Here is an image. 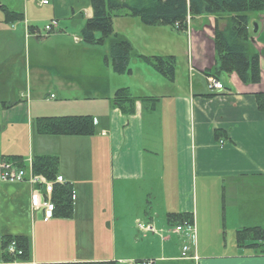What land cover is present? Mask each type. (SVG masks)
<instances>
[{"label":"crops","instance_id":"1","mask_svg":"<svg viewBox=\"0 0 264 264\" xmlns=\"http://www.w3.org/2000/svg\"><path fill=\"white\" fill-rule=\"evenodd\" d=\"M0 2L23 13L22 20L6 22L0 9V264H4L2 239L17 235L30 237L32 259L15 264H137L148 259L156 264H264V241L241 246L236 238L239 229L264 230V110L256 97L264 92V50L261 81L245 84L236 73L216 70L214 16H189L188 30L176 32L171 25H147L138 16L120 15L113 18L115 32L126 35L136 53L174 55L176 74L168 79L136 56L130 60L131 73L117 74L106 61L108 41L88 44L81 38V29L74 36L64 29L70 19H77L82 28L94 14L91 0H49L48 4L22 0L19 9ZM44 18L57 20V29L48 33L44 26L42 30L38 23ZM117 19H123L122 29H116ZM259 21L261 28L251 35L254 46L264 27L262 15ZM101 49L107 79H97L95 71L90 72V62ZM113 73L135 78L125 85L120 79L116 85L137 97L132 112L129 105L113 102L118 90L112 85ZM209 74H216L224 89H211ZM42 83L44 90L65 94L59 99L63 107L58 115H91L96 132L89 136L37 132L36 118L43 115L34 111L37 100L32 93ZM99 90L107 98L96 105ZM87 102L93 103L89 109L76 104ZM41 136L48 139L39 142ZM40 155L59 158L57 173L75 192L73 217L44 219L43 209L33 205L36 188L32 184L1 178L3 160L26 169ZM105 175L111 177L107 189H114L118 180L123 197L143 194L141 201L128 204V209L140 205L131 216L136 236L129 249L120 253L116 242L109 243L112 228L116 237V227L111 226L115 212L107 214L108 202L95 198ZM161 201L163 222L157 211ZM192 218L197 226L195 243L175 229ZM160 231L163 235L158 236ZM184 245L198 259L183 257Z\"/></svg>","mask_w":264,"mask_h":264},{"label":"trees","instance_id":"2","mask_svg":"<svg viewBox=\"0 0 264 264\" xmlns=\"http://www.w3.org/2000/svg\"><path fill=\"white\" fill-rule=\"evenodd\" d=\"M94 14L86 19L81 28V38L92 45L109 42L110 54L106 61L117 74L131 73L130 60L136 56L166 78L173 80L176 74L174 55H146L136 53L131 41L122 33L115 32L113 18L120 15L138 16L147 25L164 24L176 27L178 31L188 29V17L212 15L215 17L214 47L217 57L216 70L236 73L245 84L261 81L260 53L254 48L252 35L253 14L264 18V0H149L147 4L139 0L128 4L121 0H91ZM6 22L23 19V13L11 10L0 2ZM127 11V12H126ZM178 24V25H176ZM33 30V27H30ZM216 75V74H214ZM258 106L264 110V92L256 94ZM137 97L132 96L128 88H119L113 97L116 106H133ZM36 129L40 134L89 136L96 132L94 118L91 115H56L36 118ZM221 133L217 132V137ZM21 164L20 162H18ZM22 165V164H21ZM57 156H35L32 169L48 179L58 174ZM73 186L70 182L56 184L52 194L55 204L54 216L71 218L74 214ZM237 242L245 246H258L264 241V230L258 227L239 229ZM15 241L14 252L10 244ZM31 239L25 235L6 236L2 239V261L4 264L30 261L32 259ZM21 251V253H18ZM139 260L137 264H141ZM37 264H115L114 261H67L41 262Z\"/></svg>","mask_w":264,"mask_h":264},{"label":"rangeland","instance_id":"3","mask_svg":"<svg viewBox=\"0 0 264 264\" xmlns=\"http://www.w3.org/2000/svg\"><path fill=\"white\" fill-rule=\"evenodd\" d=\"M0 1H2L3 3H6L8 5H11L14 9L18 8L21 5V2H22V0H0ZM252 16L255 17V19H256V20H254V24H253V27L251 29L252 32H253L256 29L255 28V23H257L258 27H260V28H261V23L259 21V17H260L259 14L258 15L253 14ZM214 18H213L212 24L216 25V21H214L216 19H214ZM47 21H48V19H45V18L39 21L38 25L41 27L42 30L44 29V26L48 23ZM120 21L123 22V19H120V20L117 19L116 29H122V28H120V26L123 23H119ZM68 22L69 23L67 24V27L64 26V29L71 36L78 35V34L80 35V29L81 28L79 26L80 23L78 22V20L77 19H70ZM71 28H74V30H68V29H71ZM175 30H176V32H179L177 29H175ZM261 39L264 40V27H263V30L261 32L260 41H262ZM258 41H257V39L254 40V43H255L256 47L254 45L253 46H254L255 49L257 47L262 48L261 50L257 49L258 51L262 52L264 50V41H262V42H260V41L258 42ZM101 51L102 52H99L96 55H94V61L90 62V72H91V70L95 71L94 72V76H96L97 79L102 78V77H105L107 79L106 66H105L106 61L104 59L105 55L103 53V49H101ZM181 51L182 52L184 51L183 48H181ZM181 58H182V60H184V56L181 57ZM139 62H142V61H139ZM120 79H123L124 85L126 83L135 82V78H131L129 75H116V74L113 73V75H112V85H114V87H118L116 85L120 84V81H119ZM105 84H107V82ZM43 85H44V83H42L41 88H38V89H35V87H33V89H35V90L32 93V99H36L37 100V103L35 104V107H34V111L35 110L38 111V113H41L43 116H45V115H48V116L55 115L56 116V115L59 114L57 111H59L61 109V107H63V105L59 104L60 103L59 99H60V97H65V94H63V92L56 91L53 88H51V90H50V88H47V90H44ZM119 88H123V86L116 88V90L119 89ZM41 89H42L41 92H36V91H40ZM51 93H54L56 98H54L55 97L54 95L52 97L51 96L49 97V95ZM95 93H96L95 94L96 95V97H95V102H96L95 104L96 105L100 104V103H98V100H102L103 101L105 98H107L106 95L103 92H101L100 90L96 91ZM112 97H114V95ZM76 104L77 105L78 104L81 105L80 108L85 106L86 109H89V106H91V104H93V103L87 102L86 105L84 103H82V104L81 103H76ZM67 105L72 106L70 104H67ZM148 105L149 106L151 105L150 101H148ZM83 113H86V112H78V114H83ZM67 114H72V113H67ZM42 135H44V134H42ZM47 139H48V137L41 136L39 138V142L40 141L44 142ZM105 177H106L105 178L106 181L103 182V187L100 188V189L99 188L96 189L97 193L95 195L96 196L95 198L98 199L99 202H101V203H103L104 201H106V203L108 202L107 203L108 207H106L107 210H108L107 214H110V216H112V212L113 211L115 212V217H116L115 220L116 221L114 220L113 224L111 226L114 227V225H115V227H116V237H115V234H114V232H115L114 228H112V239L109 238V243H112V245H114V243L116 242L117 251L120 253V251H127L129 249V247L133 244V238L135 239V236H136V233L135 232L133 233V230L130 227L131 226V216H133V214L135 212V209L139 208L140 205L138 204L137 207L135 205H133L131 209H128V204L131 202V200H132V202H134L136 199L141 201L142 198H143V194L141 193L140 195L137 196L135 193L132 192L131 195L123 197L120 194L119 184L117 183L118 180H115V182H114V189H109V188L107 189L106 185L109 182V180H111V177H109V176L107 177L106 175H105ZM164 206L165 205L162 204V201H161L159 203V206L157 207V211H160V216H161L160 221L161 222L166 221V220H163V211H162V209H163ZM99 208H101L100 205H99ZM120 215H121V217H120ZM120 228L124 229L122 231V233L120 232ZM157 234H158V236L159 235L161 236V234L163 235V232L160 231L159 233L157 232ZM106 241H108L107 238H106ZM101 242H102V239H101ZM123 242H124V246L121 247ZM139 244H142V242H139ZM150 249H154V247L152 245H150Z\"/></svg>","mask_w":264,"mask_h":264},{"label":"built area","instance_id":"4","mask_svg":"<svg viewBox=\"0 0 264 264\" xmlns=\"http://www.w3.org/2000/svg\"><path fill=\"white\" fill-rule=\"evenodd\" d=\"M43 4H48L49 0H41ZM178 25V24H176ZM57 26V21L52 20L46 25L45 29L51 31ZM208 86L211 89L221 90L224 88L223 83L215 76L209 75L207 77ZM1 178L4 181L16 182L27 181L32 184L36 189L33 191V205L37 208H42L44 212V218L49 219L54 216L55 204L52 200V194L56 184L65 183V179L62 175H56L54 179H48L42 174L35 173L30 166L27 170L25 168L16 167L12 162L4 160L1 163ZM75 196L73 195V198ZM142 227V226H141ZM176 231L183 232L186 236L190 237L195 243L197 237V226L193 220H185L181 224L176 226ZM16 247L15 241L10 244V250L14 252ZM190 246L184 245L182 256L198 259L196 253L189 254ZM21 253V251H18ZM141 264H154L153 260L143 261Z\"/></svg>","mask_w":264,"mask_h":264},{"label":"water","instance_id":"5","mask_svg":"<svg viewBox=\"0 0 264 264\" xmlns=\"http://www.w3.org/2000/svg\"><path fill=\"white\" fill-rule=\"evenodd\" d=\"M257 27H258V25L255 23V28H256L255 30H257Z\"/></svg>","mask_w":264,"mask_h":264}]
</instances>
